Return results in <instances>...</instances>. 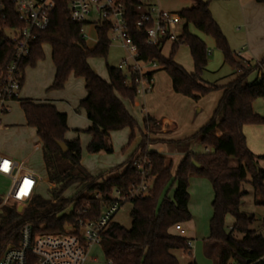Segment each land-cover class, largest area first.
I'll list each match as a JSON object with an SVG mask.
<instances>
[{
  "label": "trees",
  "instance_id": "16d2710c",
  "mask_svg": "<svg viewBox=\"0 0 264 264\" xmlns=\"http://www.w3.org/2000/svg\"><path fill=\"white\" fill-rule=\"evenodd\" d=\"M189 9L183 10L181 17L185 21L183 34L178 43L173 44L168 56L163 55L160 47L142 46V36L136 38L135 18L131 3L129 9L130 25L135 42L140 46V60L156 61L159 70L149 75L150 78L161 71L171 79L173 91L195 102L208 94L220 91L222 96L211 119L194 135L180 141H163L178 148L199 143L206 150L196 153L187 151L173 174V163L167 164L166 156L148 148L147 137L127 161L131 162L139 152L151 162V175L154 181L148 196L136 197L132 204V223L129 229L112 221L101 237V246L107 264H179L172 255L174 250H183L192 256V248L184 236L175 234L176 225L191 221L189 212V185L192 177L207 179L214 191L211 204L212 217L209 221L208 240L221 244L219 264H264V236L250 229L254 217L241 211L246 191L244 184H249L256 195L262 197L264 205V169L257 165V158L247 146L244 129L251 125H264L261 117L253 109L258 99H264V74L252 81L247 78L253 70H260L264 59L256 66L245 67L231 50L224 33L215 21L210 1L188 0ZM264 4V0H256ZM11 13L9 24H14ZM193 25L198 31L212 37L215 46L224 56V61L242 74L226 85H207L202 75L208 64L206 44L189 32ZM4 25H0V73L13 60V46L4 34ZM81 26L71 22L68 16L66 0H59L49 28L38 32L32 44L31 55L21 65L22 84L24 71L44 58L43 46L49 45L55 76L52 89H62L73 76L85 81L87 95L81 102L91 127L88 132L92 140L88 145L91 154L101 152L112 154L109 143L110 134L123 129L134 132L139 124L129 113L123 101L134 103L138 93L136 85L128 83L124 73L118 68L107 67L109 81L99 77L89 65L91 58H106L110 48L104 31L99 32L98 44L90 48L81 39ZM186 45L194 63L193 73H187L174 60L176 51ZM27 125L35 128L42 143L44 169L50 183L51 199L34 197L27 203L23 196L17 202L18 208L6 207L0 223V257L7 247L18 245L23 226L30 224L37 235L62 234L67 225L77 226L80 218L95 220L108 208L116 191L128 193L140 178L133 164L122 173L111 177H93L82 166V148L79 140L66 141L68 132L67 116L60 113L54 105L36 104L32 100H19ZM145 129L149 133L159 129L157 122L150 116L144 118ZM153 130V131H152ZM149 140V139H148ZM63 142L68 148L63 153L58 143ZM160 143V144H161ZM208 150V151H207ZM264 159V156L262 157ZM127 161L124 164H127ZM235 162V165L233 164ZM134 163V162H133ZM249 178V180H248ZM80 184L82 189L72 200L64 193L72 186ZM17 186L11 193L15 199ZM173 190L172 197L169 192ZM98 195L99 198H95ZM2 198H0L1 203ZM75 204L69 215L63 212L70 204ZM28 204V206H27ZM78 212H81L80 216ZM235 219L229 232L226 231L227 216ZM242 236L241 239L234 234ZM191 264H196L191 263Z\"/></svg>",
  "mask_w": 264,
  "mask_h": 264
},
{
  "label": "rangeland",
  "instance_id": "374dc122",
  "mask_svg": "<svg viewBox=\"0 0 264 264\" xmlns=\"http://www.w3.org/2000/svg\"><path fill=\"white\" fill-rule=\"evenodd\" d=\"M204 1H210V9L214 11V16L216 15L217 19L222 21L220 23L224 34L230 33V31L232 33L233 30H239L241 28V26L238 27V25L234 26L235 20L233 19L234 22H231L228 17V13H233L238 9L234 2L235 0ZM161 6L164 10L181 13L183 10L189 9L192 6V3L188 0H169L163 2ZM188 30L190 33L201 39L206 44L208 50V64L202 75L203 83L207 85L222 86L232 82L242 74L239 69H234L224 61L223 53L216 48L215 41L212 37L204 35L193 25H189ZM88 45L95 46L94 43H89ZM170 47L171 46H168L163 50V55H169L171 49ZM231 49L232 51L234 50L233 48ZM43 52V59L38 60L34 66H28L25 69V78L20 91V100H32L36 104L54 105L59 112L66 113L68 115L69 131L66 136L71 140H79L82 148L81 164L91 176L107 177L116 175L125 171L129 165L133 164L138 155L145 157L142 155V152L139 151L133 157L131 162L127 161L142 145L143 135H146L147 137L148 148L151 151L161 152L164 156H166L167 164L172 162L174 163V166H176V163L180 160L181 155L183 156L187 151L196 153L206 151L199 143H194L183 148H178L171 144H162L163 146L161 147L163 150L160 151L157 146L161 142L155 139L158 134L152 132L149 133V130L145 129L144 118L147 115L143 113V110L145 109L148 113H150V109H154V102L161 100L160 103H162L164 101V107L169 105L174 107L180 106L174 98H167V95L162 97L159 93H156L158 89L165 91L171 85L168 74L161 71L155 75L154 91L146 95L138 93L134 103L130 101H123L129 113L139 124V129L137 128L134 132V138H132V131L128 128L115 131L110 134L109 139V143L113 148L112 154L104 152L98 154L89 153L88 145L92 140V136L88 130L91 127V123L88 121L86 113L80 105L82 100H84L87 95L85 81L82 78L71 76L62 89H52L51 87L54 81L55 67L52 61L51 47L49 45H44ZM125 58L126 52L113 45L109 48L106 58H91L88 63L99 77L105 81H109L107 67L117 68L121 61ZM240 59L242 60V58ZM174 60L187 73H193L194 63L190 50L186 45L181 46L176 51ZM260 72L264 74V64L261 66L260 70H253L252 73H250L247 78V82H252L258 79L260 77ZM219 95V91H215L205 96L206 98H203H205L204 100H206V102L211 100L212 102L209 104H212L215 101H220ZM158 96L160 97L159 99ZM137 103L139 105H137ZM11 107V112L2 118V126H0V151L9 157H12L19 163L22 169L19 185L22 189L23 196L26 199H33L38 196L43 199L50 200V183L43 165L42 143L37 136L35 128L25 124L24 112L21 103L15 102L11 105ZM253 109L261 117H264V99L256 100L253 104ZM182 116L183 113L180 114V117ZM183 121L184 120H182V122H178L179 130L176 132L174 138L181 137L180 135L185 133L187 125H185ZM6 125L11 126L5 129L4 126ZM263 127L264 125H251L246 130L248 135H252L253 131L254 137H260L255 133L258 130H261L257 128ZM153 132H157V130L155 129ZM172 148L177 149L172 151ZM9 151H14L15 156H10L8 154ZM28 154L30 155L29 160H27ZM126 161L127 164L117 167ZM233 164L235 165V162H233ZM258 166L264 169V161H259ZM120 169L121 171L118 172ZM10 188L11 180L0 176V198H2L0 203V223L2 214L4 213L6 207H20L19 203L17 204L14 199L12 201L10 200L11 195L8 198L9 201L5 202L4 197L7 195ZM81 189L82 185L76 184L64 193V197L68 200H72L78 193H80ZM243 190L246 191V195L242 201L243 204L241 206V211L254 217V222L250 226V229L264 236V205L261 204L263 199L261 196L256 195L253 188L249 184H244ZM189 193L191 205V208L189 207V212L192 219L190 222L182 224V227L186 229V236H190L192 239H195L194 241L192 240L195 250L192 252V256L186 254L183 250H174L171 253L177 258L179 264H191L194 262L196 264H219V256L222 245L214 244L208 240L209 221L212 216L211 204L214 198L213 187L207 179L192 177L190 179ZM172 194L173 190L169 192V197H172ZM27 201V203L31 202V200ZM74 206V203L70 204L63 212V215L71 214L74 210ZM21 208V212L26 209L25 206ZM131 210L132 204L130 202L124 204L119 213L116 215L114 221L129 229L132 223ZM234 224L235 219L230 215L227 216L225 222L226 231L229 232ZM66 230H69V227H66L65 231ZM173 232L180 235V233L175 230V227ZM234 237L237 239L242 238L241 235L236 233L234 234ZM86 264H107L101 244L90 250L89 260Z\"/></svg>",
  "mask_w": 264,
  "mask_h": 264
},
{
  "label": "built area",
  "instance_id": "2783aa9c",
  "mask_svg": "<svg viewBox=\"0 0 264 264\" xmlns=\"http://www.w3.org/2000/svg\"><path fill=\"white\" fill-rule=\"evenodd\" d=\"M169 0H66L68 16L71 22L81 26V39L89 46L99 42V32L104 31L110 47L120 48L126 52V58L117 67L122 71L128 83H134L137 93L144 95L153 91L154 78L149 75L157 72L156 61L140 60V46L136 38L144 40L142 46L160 47L178 43L185 25L179 13L164 10L163 2ZM59 0H0V25L3 24L4 34L12 43L14 58L0 73V126L2 118L12 110L11 105L20 100L22 88L21 65L31 55L33 42L38 32L49 28ZM131 3L134 13V30L129 19ZM11 13L14 24H9ZM94 46V47H95ZM245 48L236 53L241 58ZM208 151V150H207ZM139 157V158H138ZM140 178L128 193L116 191L112 204L95 219L80 218L77 226L67 225L69 230L62 234L37 235L30 224L22 227L18 245L6 248L0 257V264H86L90 250L101 244L102 234L106 231L124 204L136 197L149 195L154 176L151 175L152 165L149 159L138 155L133 163ZM22 169L18 162L0 153V176L11 180V188L4 197L5 202L17 186L14 201L21 198L19 185ZM95 198H99L98 195ZM27 200L31 199H26ZM81 212H78L80 216ZM175 230L184 231L182 225ZM193 247L191 241L188 242ZM264 257L261 258L263 260ZM232 264V263H230Z\"/></svg>",
  "mask_w": 264,
  "mask_h": 264
},
{
  "label": "crops",
  "instance_id": "0c3cea01",
  "mask_svg": "<svg viewBox=\"0 0 264 264\" xmlns=\"http://www.w3.org/2000/svg\"><path fill=\"white\" fill-rule=\"evenodd\" d=\"M234 2H235L238 9L236 11H234L233 13H228L229 21L234 22V20H235L234 26L238 25V27L241 26V28L239 30H236V29L233 30L232 33L230 31V33H226L224 35L228 41L230 48L234 49L233 52L235 54L239 50L245 48V51L241 57L242 60H240L242 63L244 61L243 65L245 67L253 66V65L254 66L259 65V63H261V61L264 59V4L257 3L256 0H235ZM211 13H212L215 21L221 27L220 22H222V21H219V19H217L216 15L214 16V11L211 10ZM233 17H235V18H233ZM238 27H236V28H238ZM89 47L93 48L94 45L89 46ZM260 76H261V73H260ZM24 78H25V71H24ZM154 78H155V76H154ZM170 81H171V79H170ZM23 84H24V81H23ZM23 84H22V86H23ZM154 86H153V91L155 89ZM156 93H159V95L162 97H165L167 95V98H174L176 100V102L180 105L179 107H176V106L174 107L172 105L164 107L163 106L164 101L162 103H160L161 100H158L157 102L153 103L154 109H150V113H148L145 109L143 110V113L145 115L150 116L151 118H153L157 122L159 129L156 132V134H158V136L155 139L160 141V142H163V141H165V142L166 141H180V140H184V139L189 138L192 135L196 134L211 119V117L214 114V112L217 108V105H218V101L217 102L215 101L214 103L209 104L212 101L210 100L209 102H206V100H204L206 97L195 102V101H193L187 97H183L179 94H176L173 91L172 83L167 88V90L161 91L160 89H158L156 91ZM219 93H220L219 96L221 98L222 93L220 91H219ZM159 98L160 97L158 96V99ZM137 105H139V104L137 103ZM180 112L183 113L182 117H180V114H181ZM60 113H63V112H60ZM63 114H65L67 116V123H69L68 115L66 113H63ZM182 120H184L183 121L184 124L187 125V129H186L185 133H182L183 136L181 134L180 135L181 137L174 138V136L176 135V132L179 130V125H178L179 123L178 122H182ZM24 121H25V124L27 125L25 115H24ZM9 126H11V125H6V126H4V128L6 129ZM248 127L249 126L245 127V129H244V133H245L246 141H247V146H248L249 150L255 155V157L257 158V161L258 160L264 161L262 159V157L264 156V127L263 128H257V129H261V130H258L255 134H258L260 137H254L253 131H252V135H248V132L246 130ZM68 128H69V126H68ZM68 131H69V129H68ZM66 135H67V133H66ZM66 135H65L66 141H73V139L72 140L68 139ZM161 146H163L162 143L158 144V146H157V147H159L160 151L163 150V148ZM151 147H153V146H151ZM176 149L177 148H172L171 150L175 151ZM136 152H137V150H136ZM0 153H1V151H0ZM159 153H161V152H159ZM1 154H3V152ZM8 154L10 156H15L14 151H9ZM3 155H5V154H3ZM5 156H7V155H5ZM7 157H9V156H7ZM29 157H30V155L28 154L27 160H29ZM9 158L13 159L12 157H9ZM183 158H184V155L183 156L181 155L180 160L176 163V166H174V163H173V170H174V172L172 171L173 174L175 173L178 165L180 164V162L182 161ZM42 159H43V154H42ZM259 161L257 162L258 165H259ZM124 163L117 166V167L124 165ZM43 165H44V162H43ZM120 171H121V169L118 172H120ZM116 175H113V176H116ZM107 177H111V176H107ZM190 206L191 205H190V201H189V207ZM179 233L181 236H184L185 238H187L191 242H192V240L193 241L195 240V239H192V237H190V236H186V234H185L186 229H184V231L179 232ZM197 249H198V247H197ZM194 250H195V246L193 244L192 252H194Z\"/></svg>",
  "mask_w": 264,
  "mask_h": 264
},
{
  "label": "water",
  "instance_id": "95a60500",
  "mask_svg": "<svg viewBox=\"0 0 264 264\" xmlns=\"http://www.w3.org/2000/svg\"><path fill=\"white\" fill-rule=\"evenodd\" d=\"M58 146H59V148L61 149V151H62L63 153H67V152H68V148H67V146H66L65 143L60 142V143H58ZM21 210H22V208H21V206H20V207L18 208V212H21Z\"/></svg>",
  "mask_w": 264,
  "mask_h": 264
}]
</instances>
